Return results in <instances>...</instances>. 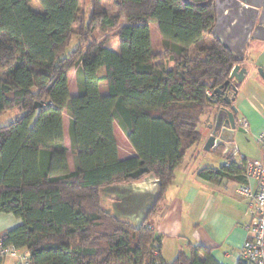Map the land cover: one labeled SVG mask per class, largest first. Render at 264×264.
I'll list each match as a JSON object with an SVG mask.
<instances>
[{
	"label": "trees",
	"instance_id": "obj_1",
	"mask_svg": "<svg viewBox=\"0 0 264 264\" xmlns=\"http://www.w3.org/2000/svg\"><path fill=\"white\" fill-rule=\"evenodd\" d=\"M152 23L163 37L161 52L154 51ZM215 23L214 5L182 0H0V116L19 112L0 127V213L22 220L3 235L5 245L26 249L32 264H219L202 246L165 261L162 239L148 222L187 152L202 140V118L237 64L212 35ZM74 35L83 42L63 56ZM115 38L118 52L108 47ZM73 68L77 96L70 92ZM116 122L135 157L120 158ZM229 161L198 175L247 182L243 163ZM150 176L162 195L140 223L106 209L114 187Z\"/></svg>",
	"mask_w": 264,
	"mask_h": 264
},
{
	"label": "crops",
	"instance_id": "obj_2",
	"mask_svg": "<svg viewBox=\"0 0 264 264\" xmlns=\"http://www.w3.org/2000/svg\"><path fill=\"white\" fill-rule=\"evenodd\" d=\"M152 24H154V27L151 25L153 40V28L155 26L158 27L160 35L161 33L158 23ZM254 41L256 43L248 44L249 48L247 46L246 50L245 65L251 71L243 82L236 85L238 93L235 102H233L238 108L237 118L239 123L244 119L249 123V129H245L246 135L237 134L238 151L232 157L234 160H239L242 156L248 160L263 158V152L257 143L256 137L264 130V80L257 72L258 68L264 70V41ZM154 51L161 52L156 51L155 48ZM69 81L71 95L77 96L79 89L77 84H74L73 87L71 85V71ZM102 93H108L105 84L102 85ZM211 111L212 108H209L202 118L200 125V127L204 126V128H200L202 140L187 152L183 164L176 170L174 181L163 195L160 210L152 217L151 224L158 237L162 239L161 256L167 262L174 260L180 252H184L190 257L191 247L194 246L204 247L219 264H239L244 260L241 249L248 237V230L254 219L253 201L243 196L239 191L240 186L246 183L245 180L243 178L227 177L220 183H213L198 175V171L202 168H220L230 160L223 157L222 152H208L204 149L208 137L206 126L210 122ZM69 129L70 114L68 110H65V143L69 148L68 161L70 169L75 171L78 164L71 150ZM115 135L119 145L120 158L135 157L137 155L136 150L117 122L115 123ZM121 143L124 150H122ZM153 178L158 180L155 177ZM149 185L144 183V185L137 186L136 189L133 186L132 189L124 187L126 192L124 195H119L124 196L123 198H132L138 195L142 198L139 201L145 200L148 202V195L145 193L155 192L148 189ZM115 188L117 187H114L108 195L107 202H109L111 196L116 194ZM112 202L119 209L120 215L129 216L137 210V207L132 208V205L128 202L123 201L124 203H122L113 200ZM21 223L22 220L12 214L0 213V238L7 231ZM204 257V252H201V258ZM18 263V260L14 257L0 258V264Z\"/></svg>",
	"mask_w": 264,
	"mask_h": 264
},
{
	"label": "water",
	"instance_id": "obj_3",
	"mask_svg": "<svg viewBox=\"0 0 264 264\" xmlns=\"http://www.w3.org/2000/svg\"><path fill=\"white\" fill-rule=\"evenodd\" d=\"M182 1L195 6L214 5L216 23L211 33L230 51L237 63L225 85L215 90L217 98L213 101L216 106L212 108L211 119L206 126L208 137L204 147L208 152H222L223 157L230 159L238 151L237 134L247 133L239 123L238 108L233 102L238 93L236 85L243 82L251 71L245 65L249 42L264 41V0H207L201 3L194 0ZM257 72L264 80V70L259 68ZM148 189L156 191L157 202L161 194L160 181L151 179ZM243 261L247 262L246 259Z\"/></svg>",
	"mask_w": 264,
	"mask_h": 264
},
{
	"label": "built area",
	"instance_id": "obj_4",
	"mask_svg": "<svg viewBox=\"0 0 264 264\" xmlns=\"http://www.w3.org/2000/svg\"><path fill=\"white\" fill-rule=\"evenodd\" d=\"M246 130L249 129L247 120L240 123ZM257 143L262 149L263 158L260 160H248L243 156L237 159L243 163V175L246 183L239 188L240 193L253 201L254 219L248 230L241 254L249 264H264V130L256 137ZM231 161L227 162V166ZM158 253V250L155 251ZM14 257L19 264H32L30 254L26 249H20L14 245H5L0 238V258Z\"/></svg>",
	"mask_w": 264,
	"mask_h": 264
},
{
	"label": "rangeland",
	"instance_id": "obj_5",
	"mask_svg": "<svg viewBox=\"0 0 264 264\" xmlns=\"http://www.w3.org/2000/svg\"><path fill=\"white\" fill-rule=\"evenodd\" d=\"M36 3H38V1H36ZM33 4L35 5V2H33ZM105 7L110 14L114 15L117 13L115 7L111 3H105ZM86 10H87V21H88L90 13H91L90 6H87ZM152 26L154 27V24H152ZM156 27L157 26H155V28H153L154 48L156 51H158V50L162 51V49H163L162 48L163 37L161 38V35L158 32V27L157 28ZM116 33H117L116 29H112L109 31V35H112V36ZM97 36H98V38L101 39L105 36V34L98 31ZM82 42H83L82 36L74 35L70 45L68 46V48H67L66 52L63 54V56H68L70 53L75 51ZM253 43H256V42L254 40H251L249 45L253 44ZM249 45H248V48H249ZM108 46L110 49H112L114 51L121 50V43H120L119 39H117V38L112 39ZM98 73L101 76L104 75L105 69L101 68ZM69 75H70V73H69ZM74 84H77V76H76V70L73 68V70H71V85H72V87L74 86ZM18 114H19V112L17 110H11V111H8V112L4 113L3 115H1L0 116V127L6 126V125L10 124L11 122H13L17 118ZM202 128H204V126ZM121 146H122V150H124V146L122 145V143H121ZM151 179H154V178L152 176H150V177H147V178H145L141 181L135 182V183L118 186L117 188L114 189L116 194L114 196L110 197L109 202H107L108 198L107 199L105 198L106 209L107 210L109 209L114 215L118 216L119 218H123L125 220H128V221L134 223V224L140 223L142 220V217H145L149 213V211L151 210L153 205L156 203V201H155V196H157L156 191L153 193H150V192L145 193L148 195V200H149L148 202H146L145 200L139 201V199H142V198H141V196H138V195H135L132 198H126V197L123 198L124 196H120L119 194L124 195V193L126 192V189L124 187H129L131 189L133 187H135V189H136L137 186L144 185V183L150 184L149 180H151ZM136 199H137V201H136ZM112 200L113 201H121L122 203L128 202V203H130V205H132V208L135 209L137 207V210L135 212H133L132 215H129V216L120 215L119 209L114 206L115 204L112 202ZM152 217H153V215L151 217H149V219H148V216H147L149 223L152 221Z\"/></svg>",
	"mask_w": 264,
	"mask_h": 264
},
{
	"label": "flooded vegetation",
	"instance_id": "obj_6",
	"mask_svg": "<svg viewBox=\"0 0 264 264\" xmlns=\"http://www.w3.org/2000/svg\"><path fill=\"white\" fill-rule=\"evenodd\" d=\"M213 5V4H212Z\"/></svg>",
	"mask_w": 264,
	"mask_h": 264
}]
</instances>
